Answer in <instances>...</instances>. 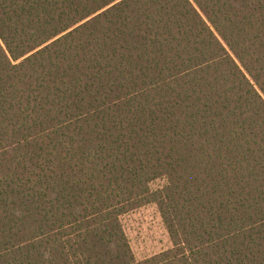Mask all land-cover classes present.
Instances as JSON below:
<instances>
[{"label": "trees", "instance_id": "trees-1", "mask_svg": "<svg viewBox=\"0 0 264 264\" xmlns=\"http://www.w3.org/2000/svg\"><path fill=\"white\" fill-rule=\"evenodd\" d=\"M0 264H264V0H0Z\"/></svg>", "mask_w": 264, "mask_h": 264}, {"label": "rangeland", "instance_id": "rangeland-1", "mask_svg": "<svg viewBox=\"0 0 264 264\" xmlns=\"http://www.w3.org/2000/svg\"><path fill=\"white\" fill-rule=\"evenodd\" d=\"M159 183L157 181L154 186ZM122 222L138 258L152 255L170 246L167 232L155 205H146L123 215Z\"/></svg>", "mask_w": 264, "mask_h": 264}]
</instances>
